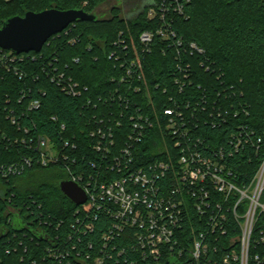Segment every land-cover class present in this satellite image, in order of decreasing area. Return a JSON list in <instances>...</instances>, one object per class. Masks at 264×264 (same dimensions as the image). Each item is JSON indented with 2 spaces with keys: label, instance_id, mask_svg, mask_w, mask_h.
<instances>
[{
  "label": "trees",
  "instance_id": "trees-1",
  "mask_svg": "<svg viewBox=\"0 0 264 264\" xmlns=\"http://www.w3.org/2000/svg\"><path fill=\"white\" fill-rule=\"evenodd\" d=\"M122 1L0 0V27L7 19L23 17L26 12L57 9L91 14L110 4L107 16L95 22H75L51 37L39 54L25 55L23 62L17 64L24 75L21 79L0 68V264H94V258L105 253L102 234L108 233L112 219L95 209L89 214L77 213V207L58 188L59 182L68 177L65 167L42 168L38 164L34 147L39 139L71 154L76 162L68 165L72 174L82 172L88 176L95 171L88 163L100 160L91 151L94 140L90 132L100 125V120H104L103 126L119 120L123 124L116 132L120 143L130 131L128 115H136L140 109L153 121V127L136 147L140 156L137 166L163 160V110L171 108L174 101L186 114H191L205 96L207 110L211 111L214 103L220 105L226 112L225 121L216 118L213 125L204 123L208 115L202 117L199 112L200 124L194 133L205 140L204 148L215 152L223 149L224 163L232 175L230 181L239 189L249 187L262 164L264 0H181L183 15L170 11L166 22L159 17L148 19L152 5L142 7L134 19L126 20L122 16ZM165 24L167 32L174 36L169 34L168 41L155 35L150 51L143 52L140 35L155 34ZM191 43L203 49L205 56H190L185 49ZM135 53L142 66L143 84L138 83L139 93L126 95L130 105L120 119L119 107L107 98L125 73L121 62L131 65ZM116 56H120L118 61ZM186 67L190 82L179 93L173 80L183 79ZM55 72L80 86L81 95L67 96L52 81ZM119 88L124 93V87ZM32 101H37L39 108L29 109ZM109 109L114 112L112 119ZM237 140L240 144L235 148ZM66 143L68 148H64ZM72 145L77 151L70 153ZM23 159L32 161L30 169L20 176L2 175V167L16 165ZM169 183L167 176L161 181L163 186ZM235 200V196L227 199L228 207ZM259 203L264 205V190ZM246 207L247 201L239 205L238 216L245 213ZM225 214L224 232L213 233L197 225L193 216L194 223L181 228L179 247L188 248L202 230L208 247L202 264H223V257L232 251L238 260H231L230 264H239L242 225L231 213ZM88 224H92L91 231ZM116 236L106 247V264H155L140 261L139 254L132 249L136 242L131 230ZM185 262L196 264L187 258ZM247 264H264V212L260 209L249 240Z\"/></svg>",
  "mask_w": 264,
  "mask_h": 264
},
{
  "label": "built area",
  "instance_id": "built-area-1",
  "mask_svg": "<svg viewBox=\"0 0 264 264\" xmlns=\"http://www.w3.org/2000/svg\"><path fill=\"white\" fill-rule=\"evenodd\" d=\"M150 5L152 7L148 11L149 20L159 17L161 22H166V16L170 11L183 15L181 0H152ZM169 34L174 36L173 33L167 32L166 24L162 25L155 34L142 33L139 43L143 52L150 51V44L155 35L169 41ZM120 42L123 44L122 41ZM178 46H181L179 41ZM185 51L190 56H205V51L194 43L189 44ZM29 54L17 55L0 48V68L6 72H12L21 79L24 75L19 71L17 64L23 62V57ZM119 57L116 56L117 61ZM121 63L125 73L120 79L119 86L124 87L125 91L123 93L117 86L107 98V101L109 99L112 104L119 107L120 119L126 115L130 105L129 97L126 95L139 93L141 88L138 83L143 84L142 66L136 53L131 65L124 61ZM203 65L201 63V66ZM187 68L183 73V79L173 80L179 93H182L187 87V82H190ZM52 81H56L67 96L76 98L82 93L80 86L72 82L70 78H64L63 75L56 76V72ZM143 86L144 89H148L146 85ZM173 103L171 108L163 110L166 138V140L163 138V148L160 151L164 154L163 160L137 166L139 152H136V147L142 142L145 132L153 127V121L140 109L137 110L136 115H128L131 122L130 131L124 134L120 143H117L116 132L123 128V124L119 120H115L114 125L109 126H103L105 122L100 120V125L90 132V137L94 140L90 146L91 151L98 154L100 160L98 163H88L95 169L88 176L82 172L72 174L68 165L70 162L73 165L76 164L75 159H72L71 154L57 150L48 140L39 139L34 147L39 156L38 164L42 168L62 165L68 176L65 180L77 185L84 192L86 201L83 205L77 206V213L89 214L95 209L106 213L112 219L108 233L102 234L105 253L94 258V264L107 263L106 247L111 243V237H117V234L126 229L132 232L136 242L132 249L137 251L141 262L152 261L155 264H166L171 261L173 264H188L185 262L187 258L188 261L202 264V258L207 256L208 250L204 243L205 233L200 230L197 234L198 238H195L188 248L182 249L179 247L178 239L181 228L186 223L192 225L193 216H196L197 225L204 226V229H209L211 233L216 230L224 232L222 225H225L227 220L225 213H231L235 221L242 225L239 264L248 262L249 240L256 212L258 209L264 212V205L259 203L260 195L264 190V159L249 187L237 188L230 181L232 175L224 163L223 149L220 148L215 152L204 148L205 140L194 133L200 124L198 118L200 113L202 117L205 113L208 115L209 122L204 120V123L213 125L216 118L224 122L226 112L215 103L212 110L208 111L205 96L201 97L199 107L191 114H186L181 106L174 101ZM37 108L39 103L32 101L29 109ZM188 108L189 105L186 104L187 112ZM108 112L112 119L114 112L111 109ZM11 122L15 124L14 119H11ZM239 144L240 141L237 140L235 148ZM68 147L66 143L64 148ZM69 151L73 153L77 151V147L72 145ZM31 167L32 161L23 159L16 165L2 167L1 172L4 177L9 178L20 176ZM166 176L170 183L163 186L161 181ZM231 196H235L236 200L232 206L228 207L226 201ZM244 201H247V207L240 217L237 209ZM225 205H227L226 208H224ZM240 219L242 221L239 223ZM87 229L91 231L92 224H88ZM231 260H238L233 251L231 255L223 257L222 263L230 264Z\"/></svg>",
  "mask_w": 264,
  "mask_h": 264
},
{
  "label": "water",
  "instance_id": "water-1",
  "mask_svg": "<svg viewBox=\"0 0 264 264\" xmlns=\"http://www.w3.org/2000/svg\"><path fill=\"white\" fill-rule=\"evenodd\" d=\"M103 17H98L96 11L89 14L82 10L50 9L39 13L26 12L23 17L7 19L0 27V48L17 55L38 54L51 37L62 33L71 24L95 22ZM58 188L74 206L85 203V194L77 185L63 180L59 182Z\"/></svg>",
  "mask_w": 264,
  "mask_h": 264
},
{
  "label": "rangeland",
  "instance_id": "rangeland-1",
  "mask_svg": "<svg viewBox=\"0 0 264 264\" xmlns=\"http://www.w3.org/2000/svg\"><path fill=\"white\" fill-rule=\"evenodd\" d=\"M152 0H123L120 4L122 8V16L126 20L134 19L136 14L140 11V9L144 6L150 5ZM110 4L103 7L102 9L96 12L97 16H107L109 11ZM64 174H61V177H64Z\"/></svg>",
  "mask_w": 264,
  "mask_h": 264
}]
</instances>
